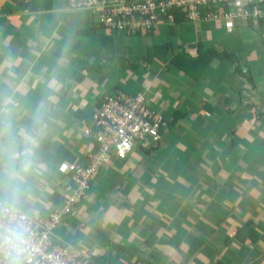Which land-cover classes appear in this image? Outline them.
<instances>
[{"label": "crops", "instance_id": "obj_1", "mask_svg": "<svg viewBox=\"0 0 264 264\" xmlns=\"http://www.w3.org/2000/svg\"><path fill=\"white\" fill-rule=\"evenodd\" d=\"M117 91L145 95L162 139L112 155L51 240L95 264H264V19L228 31L173 10L130 34L66 0H0V175L28 152L20 209H62L58 165L87 162L84 132Z\"/></svg>", "mask_w": 264, "mask_h": 264}, {"label": "built area", "instance_id": "obj_2", "mask_svg": "<svg viewBox=\"0 0 264 264\" xmlns=\"http://www.w3.org/2000/svg\"><path fill=\"white\" fill-rule=\"evenodd\" d=\"M73 9H89L98 13L100 23L110 31L130 34L153 32L173 10H184L192 22L223 19L228 31L236 21L264 19V0H66ZM168 123L148 106L145 95L117 91L102 98L93 114V126L85 130L93 136L98 148L87 154L85 164L62 162L58 172L70 175V185L63 194L61 210L46 216L28 215L30 245L23 264H95L92 255L70 245L51 240L52 231L63 215L71 212L89 192L94 176L103 165L111 163L112 155L125 160L138 144L153 146L162 139L161 131ZM1 259H5L0 256ZM8 264V262L5 260Z\"/></svg>", "mask_w": 264, "mask_h": 264}, {"label": "clouds", "instance_id": "obj_3", "mask_svg": "<svg viewBox=\"0 0 264 264\" xmlns=\"http://www.w3.org/2000/svg\"><path fill=\"white\" fill-rule=\"evenodd\" d=\"M19 171L14 167L5 174L0 175V184H6L7 190L4 198L0 199V264H23L25 254L30 245V229L27 217L20 211L19 194L22 173H26L32 164L28 152L24 154ZM15 160V154H10Z\"/></svg>", "mask_w": 264, "mask_h": 264}, {"label": "trees", "instance_id": "obj_4", "mask_svg": "<svg viewBox=\"0 0 264 264\" xmlns=\"http://www.w3.org/2000/svg\"><path fill=\"white\" fill-rule=\"evenodd\" d=\"M179 13H182V10H177ZM209 56L210 54L209 53H203V52H201L200 53V56ZM188 58V57H187ZM178 60H180V61H184V60H182V59H180V57H178L177 58ZM206 63V62H205ZM205 63L203 64V69H205ZM201 64H202V58H197V59H191L190 57L187 59V62L184 64V66L182 67V69L184 70L185 69V67H186V69H187V72L190 74V75H194L195 73L197 74V73H201ZM191 67H190V66ZM206 67H207V65H206ZM190 69H195V71H193V72H190ZM93 139V141L95 142V144H96V146H95V148L92 150V151H90V152H95L96 150H97V148H98V143L96 142V140L94 139V138H92Z\"/></svg>", "mask_w": 264, "mask_h": 264}]
</instances>
